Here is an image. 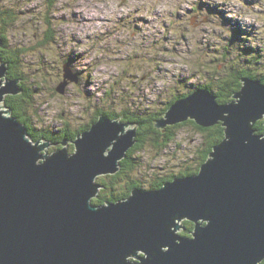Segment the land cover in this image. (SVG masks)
Returning <instances> with one entry per match:
<instances>
[{"label":"water","instance_id":"95a60500","mask_svg":"<svg viewBox=\"0 0 264 264\" xmlns=\"http://www.w3.org/2000/svg\"><path fill=\"white\" fill-rule=\"evenodd\" d=\"M4 40L0 33V47ZM0 57V264H260L264 261V82L243 78L233 100L220 103L199 88L173 103L158 128L194 120L222 122L225 139L201 169L156 189L135 188L123 200L94 204L137 143L139 125L101 114L75 141L49 153L6 105L20 79ZM66 66V65H65ZM64 82H78L64 68ZM5 79V80H4ZM69 141L75 144L71 153ZM199 221L181 236L179 221ZM141 257L131 260L138 253Z\"/></svg>","mask_w":264,"mask_h":264},{"label":"rangeland","instance_id":"374dc122","mask_svg":"<svg viewBox=\"0 0 264 264\" xmlns=\"http://www.w3.org/2000/svg\"><path fill=\"white\" fill-rule=\"evenodd\" d=\"M1 1L19 12L3 32L0 23V33L27 49L21 69L35 91L27 116L37 128L69 123L78 129L100 110L157 111L174 94L216 84L234 67L264 74V0ZM49 26L55 38L43 44ZM66 67L78 82H69L62 94L57 87ZM202 144L201 133L183 125L166 148L145 143L136 153L141 166L123 180L149 190L173 174L192 172Z\"/></svg>","mask_w":264,"mask_h":264},{"label":"trees","instance_id":"16d2710c","mask_svg":"<svg viewBox=\"0 0 264 264\" xmlns=\"http://www.w3.org/2000/svg\"><path fill=\"white\" fill-rule=\"evenodd\" d=\"M52 1L53 3L55 2V0ZM2 6L3 3L0 0V23L2 24L1 30L3 32L6 29V25L11 24L16 20L15 18H17L19 12L14 8H11V11H9V8H4ZM49 19L47 23L54 26L52 20ZM52 26H49L47 30L48 35L46 36L45 40H43V44H47L55 38V29ZM1 36L4 40L3 46L0 47V57L2 59L1 62L8 63L9 76L11 78L16 77L20 79L19 86L23 89V91L19 94H9L6 96L5 102L7 106L13 109V115L16 116L18 120L27 127L29 135L34 141H38L41 138L50 140L52 143H58L56 148L59 149L62 147V143L66 139L75 141L79 134L90 129L92 124L98 120L101 114H105L110 118L121 117L123 121H134L139 125L137 143L127 152L126 157L121 160L120 170L115 174L104 175L105 177L109 178V180H107V178H102L103 176L98 179V182L104 187L100 190L101 192L98 194V196L93 199V203L97 205L104 204L109 201L117 202L128 198L135 188L141 187L140 183L133 181L131 178L123 180V177L125 174L132 172L135 170V168L141 166V164L137 161L136 153L139 150L143 151L145 143H150L157 148H166L171 141L176 139L178 129L183 125L189 124L193 125V127L201 133V138L203 139V144L200 146L201 149L199 150V164L194 168V171L192 170L193 173L191 171H186L183 174H173L169 178L162 179L161 181L154 184L152 188L156 189L162 187L165 182L176 177L197 173L201 169V166L210 157L214 147L225 139L226 127L222 124V122L210 127H203L194 120H188L180 124L168 125L165 130L158 128L156 126L157 119H161L170 106L177 100L189 96L199 88H209L211 93L217 95L218 101L220 103H228L233 100V95L240 92L242 89L243 78L250 77L253 79H261L264 82V74L256 75L255 73L250 72L249 69L239 70L234 67V71H230L231 69H229L225 75L221 73L223 76L217 77L218 82L216 84L200 83L195 88L190 89L187 92L174 94L172 98L167 101L166 105L162 108H159L160 110L157 111L146 109L145 112L142 111V109H139L138 111L123 109L119 112L100 110L90 122L82 125L78 129H72L69 123L66 124L65 128L58 130L37 128L32 124V120L27 116L29 102L33 99V94L35 91L34 88L30 87L26 83V74H24L21 69V67L25 66L26 58L24 56L25 54L27 55V49L25 47H15L13 44H10L5 33H3V35L1 34ZM226 56L228 55H225V57ZM65 63H68V61ZM255 128L259 134H264V119L257 121ZM72 141L70 142L69 148L71 151H74L75 144L72 143ZM56 148L54 149L56 150ZM127 180H130V182L128 183ZM122 182H124V184H122ZM117 188L118 192H116ZM185 225L186 229L183 231L184 233L189 234L190 231L194 229L196 224L193 221L186 220ZM260 264H264V261Z\"/></svg>","mask_w":264,"mask_h":264},{"label":"bare ground","instance_id":"6f19581e","mask_svg":"<svg viewBox=\"0 0 264 264\" xmlns=\"http://www.w3.org/2000/svg\"><path fill=\"white\" fill-rule=\"evenodd\" d=\"M7 95H9V94H7ZM7 95H6V96H7ZM5 101H6V99H5ZM217 124H218V123H217ZM222 124H223V123H222ZM66 140H67V139H66ZM68 140H69V139H68ZM69 142H71V141H69ZM56 144H58V143H56ZM56 144H53V145H56ZM62 145H63V144H62ZM108 175H109V174H108ZM96 182H98V180H96ZM98 183H99V182H98ZM99 184H101V183H99ZM146 190H147V189H146ZM99 192H100V191H99ZM189 221H192V220H189ZM193 222H195V224H196L195 226H197L198 223L202 224V223H201V219H200L199 221H197V222H196V221H193ZM179 223H180V226L182 227L180 230H184V231H185V229H186V225H185V222L183 223V219L180 220ZM181 234H182V233H181ZM181 236H182V235H181ZM131 256H136L137 258L141 257L140 254H139V252L136 253V254H133V255H131Z\"/></svg>","mask_w":264,"mask_h":264},{"label":"clouds","instance_id":"9594fccd","mask_svg":"<svg viewBox=\"0 0 264 264\" xmlns=\"http://www.w3.org/2000/svg\"><path fill=\"white\" fill-rule=\"evenodd\" d=\"M28 132H29V131H28ZM41 139H43V138H41ZM32 140H33V139H32ZM43 140H45V139H43ZM33 141H34V140H33ZM69 144H70V143H69ZM69 144H68V145H69ZM49 149H50V148H49ZM56 150H57V149H56ZM103 176H104V175H103Z\"/></svg>","mask_w":264,"mask_h":264},{"label":"flooded vegetation","instance_id":"af4514ba","mask_svg":"<svg viewBox=\"0 0 264 264\" xmlns=\"http://www.w3.org/2000/svg\"><path fill=\"white\" fill-rule=\"evenodd\" d=\"M187 235H189V234H187Z\"/></svg>","mask_w":264,"mask_h":264}]
</instances>
